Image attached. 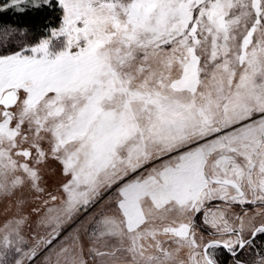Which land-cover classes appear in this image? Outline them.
<instances>
[{"label":"snow or ice","instance_id":"6c2138e0","mask_svg":"<svg viewBox=\"0 0 264 264\" xmlns=\"http://www.w3.org/2000/svg\"><path fill=\"white\" fill-rule=\"evenodd\" d=\"M0 264H264V0H0Z\"/></svg>","mask_w":264,"mask_h":264},{"label":"trees","instance_id":"16d2710c","mask_svg":"<svg viewBox=\"0 0 264 264\" xmlns=\"http://www.w3.org/2000/svg\"><path fill=\"white\" fill-rule=\"evenodd\" d=\"M41 17L46 18L45 13H38V14H37V18H38V19H40ZM41 23H42V20H41Z\"/></svg>","mask_w":264,"mask_h":264}]
</instances>
